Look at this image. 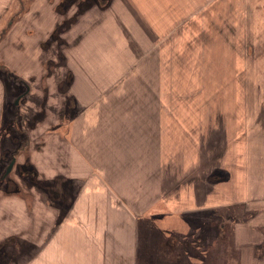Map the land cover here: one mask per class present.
<instances>
[{
	"label": "crops",
	"instance_id": "obj_1",
	"mask_svg": "<svg viewBox=\"0 0 264 264\" xmlns=\"http://www.w3.org/2000/svg\"><path fill=\"white\" fill-rule=\"evenodd\" d=\"M201 15L216 19L208 52L249 64L260 100L243 106L240 157L171 175L170 108L148 66L192 56L197 40L181 39ZM238 15L242 55L218 36ZM0 71L4 264H264V0H0Z\"/></svg>",
	"mask_w": 264,
	"mask_h": 264
},
{
	"label": "rangeland",
	"instance_id": "obj_2",
	"mask_svg": "<svg viewBox=\"0 0 264 264\" xmlns=\"http://www.w3.org/2000/svg\"><path fill=\"white\" fill-rule=\"evenodd\" d=\"M239 5L240 2L234 3L235 15L241 10ZM239 17V15L238 17H234V25L228 24L230 26L228 29H232L233 32H219L218 36L219 40L221 38L225 43L228 41L224 37H233L234 44L239 45L236 52L238 55H242L240 48L242 45L240 39H238L241 36ZM200 19V27L196 29L200 28V31L186 32L184 36L182 35L181 39L187 44L193 37V39L197 40L196 43L201 46L194 48L192 56L180 53V57H171L169 65L166 62L167 65H164L158 71L155 70L157 66H148V76L152 80L148 81V84H152L154 94H158V96L155 95L154 97L155 103L158 105L165 104L170 108V152L171 156H176L178 159L176 162L174 160L170 161L171 169L173 167L175 169L180 168L179 173L178 171L175 172V169L171 170L173 171L171 175L182 174V171L190 172L194 169L198 170V168L204 172L214 166L215 162L222 168L226 165L229 166L230 159L233 156L234 158L240 157L243 144L241 138H239L242 132L239 124L242 123L243 106L247 104L257 105L260 100L257 95L258 88L256 83L258 81L250 82L251 80H242L241 78V67L246 66L245 64H242V66L234 64L233 58V64L230 58L221 59L217 57L215 59L212 52H208L210 46H207L204 42L206 40L205 34L207 33L205 31L209 30L212 21H216L215 16L201 15ZM6 20L7 17L4 19V22ZM227 20L230 21L231 18L218 17L217 25L221 27L220 25H225ZM217 45L222 47L223 44L219 42ZM248 66L249 64L246 66L247 69H249ZM59 71H62L61 66H59ZM0 73L2 72L0 71ZM60 74L64 73L61 72ZM60 79H63V76ZM8 87L9 83H6L5 88ZM250 87L256 90V95H249L252 93ZM18 99L19 96L12 100L9 97L8 103L9 101L11 102L13 109H15L14 106H17ZM193 111H199L202 115L200 122L197 119L194 121ZM195 122L196 130H198L197 132L201 134L202 138H196L201 143L196 144L194 147V145H188V142L184 141L187 138L183 137L185 131L194 130ZM232 125L234 129L230 128ZM230 131L237 133L235 135L236 140L229 138L231 136L229 134ZM11 135L15 136L16 134L12 133ZM177 153L181 154L178 155ZM182 154L185 155L184 159L182 158ZM240 162V160H237L235 164L238 166ZM240 173L239 169L232 172L234 177L236 175L235 178L237 180H240ZM224 175L225 173L221 177H225ZM10 244H13V242ZM5 259L7 257L0 255V264H4ZM14 261V263L10 264H23L25 261V264H27L32 261V256ZM236 263L237 258L235 257L234 264Z\"/></svg>",
	"mask_w": 264,
	"mask_h": 264
},
{
	"label": "water",
	"instance_id": "obj_3",
	"mask_svg": "<svg viewBox=\"0 0 264 264\" xmlns=\"http://www.w3.org/2000/svg\"><path fill=\"white\" fill-rule=\"evenodd\" d=\"M13 163H14V160H11V162L9 163V165H8V167L6 169L5 175L10 172V170H11V168L13 166Z\"/></svg>",
	"mask_w": 264,
	"mask_h": 264
}]
</instances>
